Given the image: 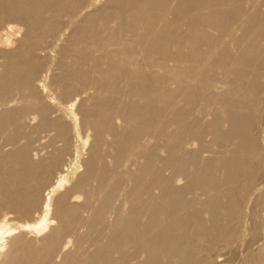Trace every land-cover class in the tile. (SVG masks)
<instances>
[{
	"label": "bare ground",
	"instance_id": "1",
	"mask_svg": "<svg viewBox=\"0 0 264 264\" xmlns=\"http://www.w3.org/2000/svg\"><path fill=\"white\" fill-rule=\"evenodd\" d=\"M0 259L264 264V0H0Z\"/></svg>",
	"mask_w": 264,
	"mask_h": 264
},
{
	"label": "rangeland",
	"instance_id": "2",
	"mask_svg": "<svg viewBox=\"0 0 264 264\" xmlns=\"http://www.w3.org/2000/svg\"><path fill=\"white\" fill-rule=\"evenodd\" d=\"M168 172V171H167ZM11 214V213H10ZM13 214V213H12ZM9 215V217L11 216V220H9V222H10V225L12 224V225H17V224H19V223H21L22 222V220L20 219V221H19V219L17 218V216H15V215ZM18 219V220H17ZM19 222V223H18ZM17 231V233L19 234V233H21L22 231H20V230H15V232ZM17 235V234H16ZM41 239V237H43V234H39L38 236H36V239ZM0 261H1V259H0Z\"/></svg>",
	"mask_w": 264,
	"mask_h": 264
}]
</instances>
